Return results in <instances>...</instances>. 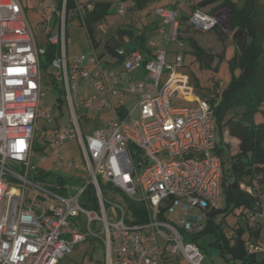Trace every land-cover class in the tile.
<instances>
[{
  "label": "built area",
  "instance_id": "1",
  "mask_svg": "<svg viewBox=\"0 0 264 264\" xmlns=\"http://www.w3.org/2000/svg\"><path fill=\"white\" fill-rule=\"evenodd\" d=\"M48 1L58 31L49 39L56 48L53 77L62 83L74 124L49 135L58 146L52 154L58 156L69 134L76 136L84 161L78 170L85 181L74 185L55 181L30 167L38 121L47 117L49 122V115L39 111V58L44 48L37 47L19 1L0 0V264H58L90 238L102 245L105 264H180L179 259L184 264H203L199 247L184 237L204 226V216L196 211L206 215L218 208L222 165L215 153L217 123L210 104L194 99L187 78L178 73L181 55H176L173 64L166 63L168 44L179 42L177 7L155 10L165 47L149 41L148 57L138 50L119 48L120 73L108 77L111 62L105 60L107 56L99 58L94 51L67 56V15L75 10L83 21L91 5L74 0V8L67 11V0ZM109 2L116 4L118 15L126 14L124 1ZM188 24L206 33L216 27L217 19L194 10ZM136 71L141 72L140 78L133 76ZM163 71L168 73L164 81ZM80 87L85 95L76 100ZM126 94L135 99L128 112L116 108ZM176 96L195 105H172ZM95 104L109 109L113 117L104 128L86 134L76 110ZM131 149L144 162L135 164ZM66 165L74 168L72 162ZM135 185L143 194L141 200L134 199ZM106 186L130 202H144L147 221L131 223L122 201L106 206ZM89 189L96 207L87 194ZM244 191L254 194L249 187ZM177 211L183 219L174 224L167 217ZM253 221L254 216H249V222ZM244 248L248 254L260 252L252 240Z\"/></svg>",
  "mask_w": 264,
  "mask_h": 264
},
{
  "label": "rangeland",
  "instance_id": "2",
  "mask_svg": "<svg viewBox=\"0 0 264 264\" xmlns=\"http://www.w3.org/2000/svg\"><path fill=\"white\" fill-rule=\"evenodd\" d=\"M18 1L32 29L37 47L45 48L49 39L58 33L52 8L49 7V1ZM72 1L75 3L74 0ZM97 1L104 3L109 2V0H76V2L81 5H87ZM124 1L126 3L125 5H127L128 1ZM187 2L188 0L149 1L142 9L136 10L135 12H126L123 17L117 14L116 4L112 2L106 20L101 23L104 27H95L94 33L97 46L94 49L91 47L78 13L74 10L69 13L66 18V33L68 40L66 46L67 56L69 58L74 55L88 54L90 51H94L96 55L99 56L103 50V42L107 41L106 44L109 46L119 43V39L115 35L116 31L119 26H125L127 28L128 25L132 26L131 30L134 33H142L146 43L153 39L160 42L164 48L165 41L161 40V38L157 36L156 31L151 29L153 26L159 29L162 28L161 21L155 15V10L158 8L177 7L180 16L188 17L190 15V8L187 6ZM43 4L48 6V9L44 10L41 8ZM208 10L209 8L203 9V11ZM212 14L213 12H211V15ZM188 26H190L188 20H184L183 26L180 24L182 29H179L177 34L179 42L173 41L168 44L166 63L173 64L176 55H181L182 68L178 73H181L182 76L187 78V86L192 88L191 94L194 99L207 101L213 93L219 94L230 81L231 75L228 70V61L232 58L235 48L230 38H225V34L220 33V31L200 33ZM193 46L197 48L202 56H206L205 60H208L207 58H212L210 68L206 69L201 67L199 63L195 61V50H193ZM54 73L55 70L51 67L42 70L40 73V90L42 92L39 98V111L49 115V122L47 121V117L38 121V129L34 133L35 146L29 159L30 167H34L37 171L45 173L51 179L55 178V181H59L60 179L61 181H68L73 185L81 184L85 181V176L78 168L80 165L84 166V161L82 152L78 146L77 137H71L69 134L60 145L58 156L52 154L53 149L58 146L50 142L49 135L56 129L60 130L61 127L70 126L74 128L71 118L72 115L67 107L65 96L59 91L62 90V83L60 80L53 77ZM167 74L166 71H163L162 81L165 80ZM53 79L54 83L52 82ZM79 92L80 94H78L76 100L82 97V93L83 96L85 95V91L82 87L79 88ZM262 97L264 98V92ZM181 99L182 98L178 96L173 97L171 99V104L177 107H193L195 105L192 101L186 102ZM121 101L122 105H116V108L128 112L131 110L132 102H135V99L133 96L126 94ZM216 102H218V100H216ZM216 104L217 103H215V105ZM258 106L257 101H249L247 90L240 93L239 97L234 100L232 108L228 112L226 118L223 121H219L220 131L219 125L217 124L216 142H218V147H224L229 153H234L237 150V140L228 134L224 126L226 125V120L229 118L233 121L240 120L241 122H245L248 119L250 120L251 115L259 108ZM260 109L262 111L264 105L261 106ZM261 111L254 114L256 119L263 118ZM76 114L81 118V128L86 134H91L94 131L104 128L113 117L109 109L102 108L99 104H95L94 107L87 110L80 108L76 110ZM132 116L135 119L137 117V111H134ZM127 123L130 122L128 121ZM131 153L135 164L139 161L144 162V158L141 157V155H135L133 149H131ZM58 161H61V163H58ZM69 162L74 164V168L66 165V163ZM12 167L20 174L23 173L18 164H13ZM36 182H40V179H37ZM135 187L137 188V192L135 193L134 199L141 200L143 194L138 190L139 188L137 185H135ZM103 191L107 202L106 206L122 203V197L116 190H104L103 188ZM261 192L259 201L261 210L259 209L258 212L255 210L253 214L255 222L262 224L260 236L262 237L261 241H264V221L262 219V215H264V186ZM218 196L217 207L219 210H222L225 207V195L222 191V187H220ZM83 201L85 202V199H83ZM236 212L226 215L222 223H220L222 220L221 213L215 218L216 223L221 225V230L229 236L237 222L243 224V220L236 216ZM195 214L202 215L205 219L207 218L206 215L200 211H196ZM167 219L176 224L181 221L183 217L177 211L173 215H168ZM244 238H246V236ZM213 241V235L204 234L197 240L196 245L202 251L204 250V252H206L203 254L204 257H206V264H225L220 255V251L209 246ZM259 247L260 252L256 255V262L254 264H264V243H259ZM179 262L180 264H184L181 259H179ZM58 264H105L102 245L100 242L93 241V239L90 238V240L88 239L85 242L77 244L69 253L62 257Z\"/></svg>",
  "mask_w": 264,
  "mask_h": 264
},
{
  "label": "trees",
  "instance_id": "3",
  "mask_svg": "<svg viewBox=\"0 0 264 264\" xmlns=\"http://www.w3.org/2000/svg\"><path fill=\"white\" fill-rule=\"evenodd\" d=\"M126 1L128 4L125 5L124 1V5L127 12H135L142 9L147 2L154 0ZM190 2V13L194 10L203 11L206 8L209 10L203 12L210 15L213 12L212 16L216 17L217 25L211 31L224 33L225 38H230L235 48L232 58L228 61L230 81L219 94L212 92V96L207 100L216 123L219 125V121L226 118L234 100L245 90H247L249 101H257L259 108L251 115L250 120L245 122L233 121L231 118L226 120L224 126L228 134L237 140L238 148L234 153H229L224 147H218V142H216L215 153L220 157L222 165L220 187L225 195V207L222 210L217 208L206 212L207 218L201 230L192 232L184 238L196 244L202 235L211 234L214 236V241L209 246L220 251L225 264H254L256 254H248L244 244L253 239L259 246L260 230L255 229V224L252 225L249 222V216H254L255 210L259 211L260 195L264 186V109L262 111L260 109L264 105L262 97L264 92V0H190ZM111 4L112 2L98 1L90 3L91 9L85 13L82 25L89 42L94 46H96L95 27L106 20ZM73 8L74 2L67 0L66 10L70 11ZM184 20H188V17H180V22ZM131 28L132 26L129 25L127 28L119 26L115 34L119 43L109 46L105 41L103 50L98 57L107 56L105 60L110 61L111 65L119 64V60H121L119 48L126 52L138 50L145 57L150 56V49L147 47L148 42L146 43L144 35L138 32L134 33ZM43 50L44 54L39 58L40 72L51 67L56 56V48L49 42ZM193 50H195V61L201 67L210 68L212 58L205 60L206 56H202L194 46ZM52 82L54 83V79ZM62 90L59 91L64 95ZM215 103L217 104L215 105ZM260 111L263 118L254 119V114ZM34 146L33 142V148ZM247 187L254 190L253 195H247L244 191V188ZM104 189L114 191L107 186ZM87 194L91 196L89 197L90 201L96 207L97 203L92 195V189H89ZM122 202L132 218L131 223L141 224L147 221L144 202H130L125 198H122ZM235 212L236 216L243 220V224L237 222L229 236L221 230V225L216 223L215 218L221 213L220 223H222L226 215ZM127 223L130 222L127 221ZM245 236L246 238H244ZM200 251L202 254L206 253L204 250L200 249ZM205 258L203 264H206Z\"/></svg>",
  "mask_w": 264,
  "mask_h": 264
},
{
  "label": "crops",
  "instance_id": "4",
  "mask_svg": "<svg viewBox=\"0 0 264 264\" xmlns=\"http://www.w3.org/2000/svg\"><path fill=\"white\" fill-rule=\"evenodd\" d=\"M187 6L190 8V0H188V2H187ZM190 11H191V8H190ZM180 17H182V16H180ZM182 26H183V22H181L180 23ZM103 27H104V25H103ZM181 29H182V27H180ZM152 30H154V31H156V34H157V36H159L160 38H161V35H160V30L161 29H159L158 27H155V26H153L152 28H151ZM103 33H105V32H103ZM153 40V39H152ZM154 41H156V40H154ZM158 43H160V42H158ZM91 44V43H90ZM105 45V43L103 42V46ZM96 46H97V44H96ZM96 46H94L93 44H91V47L94 49ZM147 47H148V43H147ZM90 52H92V51H90ZM89 52V53H90ZM105 58H106V56H105ZM120 70H121V68H120V65H118V64H116V65H111L110 66V68H109V71H108V74H107V76L109 77L110 75H115V74H118V73H120ZM141 72H135L134 73V77L135 78H140L141 77ZM254 119H256L255 118V116H254ZM259 209H260V205H259ZM261 210V209H260ZM251 223V222H250ZM252 225L253 224H255L254 226H256L255 227V229L256 228H258L259 230H260V232H259V239H258V242L259 243H261V242H263L264 243V241H261V239H262V237L260 236L261 235V230H262V224L261 223H259V222H255V218H254V221L251 223ZM252 241H254L253 239H251Z\"/></svg>",
  "mask_w": 264,
  "mask_h": 264
}]
</instances>
